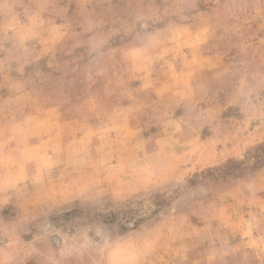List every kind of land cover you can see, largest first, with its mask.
<instances>
[{
	"label": "rangeland",
	"instance_id": "374dc122",
	"mask_svg": "<svg viewBox=\"0 0 264 264\" xmlns=\"http://www.w3.org/2000/svg\"><path fill=\"white\" fill-rule=\"evenodd\" d=\"M0 264H264V0H0Z\"/></svg>",
	"mask_w": 264,
	"mask_h": 264
}]
</instances>
